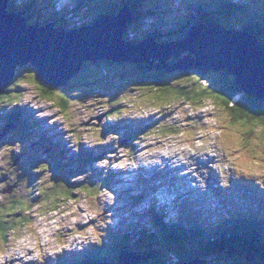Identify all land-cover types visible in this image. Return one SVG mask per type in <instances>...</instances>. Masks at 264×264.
<instances>
[{
    "label": "rangeland",
    "instance_id": "374dc122",
    "mask_svg": "<svg viewBox=\"0 0 264 264\" xmlns=\"http://www.w3.org/2000/svg\"><path fill=\"white\" fill-rule=\"evenodd\" d=\"M67 1L68 0H55V3L63 6L66 5ZM33 2L30 9L31 11H29L32 16L35 17L36 15V17L41 18L42 21L49 18V14H46L41 8L45 0H34ZM52 3L53 0H50L47 5L49 12L53 14L54 10L51 7ZM92 4L95 9L96 2ZM62 12L65 11L62 10L60 13ZM67 15L68 13L65 12V17ZM87 17V15L80 13L78 19H74L70 24L81 23L87 19ZM164 17L169 25H173V19L170 15H164ZM238 20L241 19L238 18ZM130 29L133 32L135 30L134 28ZM102 62L103 61H99L97 64H101ZM87 64H83L80 68V70L82 69L80 73L78 72L79 74L77 77L68 83L66 88L63 87L53 91L55 101H53V99H50V101L42 97L41 92L35 88L37 87L34 83L36 75L32 72L33 70L31 68L23 72L24 74H21L22 76L27 74L33 75V79L29 81L21 80V82L25 83L20 82L18 85L22 89V96L24 97L23 103L35 109L39 116L44 117L46 114L51 115L47 117L49 121L46 127L51 130L53 138H55L56 141L62 142L64 148H71L63 144V142L67 140H70L67 141L68 144L71 146L74 145L71 151H69L70 155L74 154L75 144H80L82 148H85L84 144L89 147L105 146L103 149L108 148L111 152L107 158L111 157L114 153H116L115 156L119 158H117V161L115 160L116 162L114 161L112 163H110L109 160L96 163V167L94 168L101 172L110 169L109 167H112L110 170L128 169L134 165V160H139L136 168L141 170L145 174V177L150 180L153 176H159L161 172H165L167 173L166 180L168 182L171 183L172 177H176L177 184L183 186L182 181L189 180V186L195 185L193 188L195 189L194 191H198L197 193L205 192L209 184L212 183V187H210L209 191H207V193L205 192V194H201L198 198L200 205L211 214H214V216H225L227 214L228 206L225 204L224 200L229 198L239 203L241 197L245 196L244 193H247L243 190L247 186L240 182L242 179L241 176H243L242 171L244 170L249 177L248 179L252 182L251 186L255 187V191L264 192V135L261 137L257 136L259 130L264 128V125L259 129L255 128L257 125H261V120H257L261 118L264 119V117L259 116L258 119L254 118V120L256 119L255 122L250 124L243 119L242 123H247L256 130L251 147H248L247 150L244 151L239 147L240 141H238V133L236 132L248 134L251 131L250 127L242 124L234 125L230 117L228 119L224 117V111L220 113V110H216L213 106L209 105L208 102L205 103L206 107L197 111L179 102H171L170 105L169 102L163 103L162 107V104H158L156 100L152 102L149 97L144 96L147 92L150 93L152 91V87H138L129 83L130 76L134 75L140 69L125 67L121 69V71H114L118 72L123 77H127L125 78L127 80L120 77L117 78L126 89L124 92H119L117 89L108 86L107 83L109 80L105 75L100 73L101 71L99 72V70H102L108 74V70L103 67L104 64L101 66V69L99 68L96 71L91 70L92 67H89L96 64L95 62H88ZM139 67L141 68V66ZM25 69L27 68H23V70ZM96 73H98L99 83L96 82L93 86L80 85L81 81L84 82L85 80L93 79L91 75H95ZM112 77L115 78L113 75ZM205 77L211 86L210 80L215 77H211L210 73ZM190 78L197 79L193 76ZM174 80L175 84H188L187 78H175ZM18 81L20 80L18 79ZM18 81H16V84ZM202 83L205 85V80ZM119 86L121 85H116L115 87ZM38 87L42 88L40 85H38ZM89 88L95 93L102 92L106 93L109 97L116 98L114 102L116 105H122L125 102L123 96H128L123 106L125 115L121 116L116 121L123 119L141 120L159 113H166L165 117L168 118L167 125L184 128L188 126V124L195 122L196 119H201V121L207 123L206 125L210 124V132L207 136L200 138L207 133L209 127H204L201 123H198L183 131L182 135L176 138L175 136L177 135L168 136L169 133H162V130L157 132V124L163 126V123L155 124L154 122L147 131L148 136L144 139L134 140L128 135L115 132L112 135H109V133L106 137L100 139L101 137L97 130L99 127H97L96 124L103 122V125L100 127L104 129L107 123L113 121L110 112L111 103L107 105L108 100L106 98L100 99L99 96L94 97L97 98L96 101H88L87 98L86 101L82 100L83 91ZM137 88L142 91L140 96ZM78 95H80V97H78ZM87 96L88 95L85 97ZM239 97L240 96H238L237 99H239ZM62 98L69 107L66 109L63 108L60 111L58 107L55 106V102L60 104L59 100ZM21 99L20 93L16 91V93H12L8 101L17 102ZM78 99H80V102H76ZM2 101L0 99V102ZM80 103H82V106L76 108V105ZM27 111L30 116L34 117L33 114L35 112L32 111V109H27ZM211 112H217L218 114L214 115ZM121 114H123L122 110ZM205 114L206 116L202 118ZM118 115L119 113L115 114V117ZM151 119L152 118H149L147 121H151ZM40 124L44 125L43 122ZM57 129L59 131H57ZM150 129L152 131L149 132ZM64 133L68 134V136H65ZM75 133L80 135L79 138H75ZM33 134L35 137H40L37 128L34 129ZM2 138L3 136L0 135V139ZM125 138H128V142L121 143V139ZM206 138L209 141H206ZM40 139L43 140L42 138ZM179 139L182 141L185 140V142H180ZM198 139L199 141L197 142ZM9 140L10 139L6 141ZM194 141L196 142L195 146L192 145ZM250 141L251 138L249 139V143ZM238 143L239 145L236 146ZM249 143L245 146H248ZM34 145L35 143L27 139V134L20 129L14 134V139L11 144L7 146L5 144L7 149H1L0 147V178L3 180L4 175L7 176V178L5 177V184L0 186V211L4 214L3 217L0 213V217L4 218L9 225L31 224L33 218V223L31 225H23L20 227L19 231L17 230L15 238H8L7 246H3V243L0 241V264H12L14 260L18 261V257L22 260L14 264H24L35 260H37L35 264H48L49 262L52 263V260L57 259L59 256L67 257L72 250L79 251L85 250L90 246H97V240L100 234L108 236L110 234H115V231L119 229L129 230V228L136 223L135 214L141 213L143 211L142 209L148 206L146 203L150 202L149 196H144L145 194L149 195V191H146L147 187L140 185L139 179L133 178V181L129 183L130 179L128 177L130 176L127 177L126 174H123L127 182L120 186L113 187V191H110V193L106 190H99L100 188L111 189L108 180L95 182L94 178H88L82 182V179L86 178V176H75V173L72 172H69V177L64 176L66 179L62 180V174H58L57 177L49 175L55 172V170H53V164H51L52 160H45V157L43 158L44 152L34 148ZM131 145L136 146L138 148L136 152L140 150V153L133 154L131 152ZM233 146L235 151L239 153L233 152L232 154H237L238 157H231V160L227 154L226 148L229 149ZM154 147L160 148L158 152L160 155H165L166 157L172 156L171 160H176L171 163L173 166H167L166 163L162 164L158 159L153 158L158 161L157 165L141 167L140 159H149L157 155L156 152L151 151ZM240 152H243V154L239 155ZM178 153H182L183 156ZM175 154L176 157L173 156ZM121 156L124 157L123 162H121ZM207 158H209V162L206 166L204 162L207 161ZM189 163L192 165L191 168L188 169L187 165ZM201 164L206 168L209 167L207 168L208 171L216 172L217 174L205 173L208 177L207 181L210 182L209 184L202 183L196 177L193 179V176L190 177L187 175L189 171L195 170L192 166H198L197 172L201 171ZM18 166L24 168L19 169ZM17 167L18 171L16 170ZM40 170H45L49 174ZM91 170L92 169H90V171L88 170L89 174H91ZM33 172H37L38 175L44 174L43 179L38 180ZM189 174L192 175L193 172ZM195 174L198 175L201 173ZM50 178H54V180H50ZM17 179L23 180V183L20 188L16 190L17 187L14 185ZM161 179L162 185L167 186L168 183L164 181L163 178ZM68 181H73L79 185L71 184ZM149 184L151 183L149 182L148 185ZM35 186L39 187L38 193H40V199L38 200L34 199ZM9 187L15 188L12 190L11 194H4L3 191L5 189L10 191ZM163 191L164 189H162V192ZM78 193H80V195H78V197L75 196ZM249 193H253V191L250 190ZM249 193H247L246 196H249ZM38 197L39 196H37V198ZM68 200H72V202H65ZM51 201L55 203L60 202L58 205L47 203ZM160 201L161 200H159V202ZM39 206L41 208H38ZM36 208L37 210L33 213ZM148 213H150L149 210ZM7 214L9 215L8 217L6 216ZM23 214L33 215L32 217H24ZM145 221L150 223V220L147 218ZM78 233L84 236L83 239L86 240V242L81 236H77L76 238ZM69 241H72V246L76 241L81 244L75 245L70 249L71 245ZM152 245L155 248L158 245V241L157 244H153V241H151V246ZM90 250L91 249L88 251ZM107 250H110V248L107 247ZM28 251L32 253L27 254ZM167 251L175 258L182 256L180 249L176 246L170 247ZM108 253L110 252L108 251ZM108 257L110 260V255H108ZM73 260L74 257H68L61 263L68 264ZM94 263L95 262L87 264ZM244 263L254 264L255 262L253 261L250 263L244 261Z\"/></svg>",
    "mask_w": 264,
    "mask_h": 264
},
{
    "label": "water",
    "instance_id": "95a60500",
    "mask_svg": "<svg viewBox=\"0 0 264 264\" xmlns=\"http://www.w3.org/2000/svg\"><path fill=\"white\" fill-rule=\"evenodd\" d=\"M7 2L0 0V95L13 83L18 67L30 65L41 83L55 89L77 74L85 60L102 58L140 64L148 71H164L167 75L174 70L227 71L241 93L255 100L264 99V46L252 36L208 29L199 30L176 45L144 43L129 49L122 43L123 29L116 18L103 19L97 29L95 24L91 26V33L86 31L81 37L72 38L64 30L38 31L27 26V18L6 13ZM172 58L176 61L172 62ZM203 78L206 79L204 75ZM141 262L128 259L119 264Z\"/></svg>",
    "mask_w": 264,
    "mask_h": 264
},
{
    "label": "trees",
    "instance_id": "16d2710c",
    "mask_svg": "<svg viewBox=\"0 0 264 264\" xmlns=\"http://www.w3.org/2000/svg\"><path fill=\"white\" fill-rule=\"evenodd\" d=\"M13 1L14 0H12L9 3L10 4L9 10L10 9L14 10V12L15 11H21V9L19 7H18V10H15ZM215 1L217 2V0H215ZM220 1H221V4L225 3L224 5L221 6V8L226 7L230 12L237 14L236 16L244 15V14H247V12H250L249 11L250 9L248 7H243L242 5H235L230 0H220ZM131 2L133 3L135 9L142 4V0H135V1H131ZM154 2L158 3L156 0H154ZM32 4L33 3H31V5ZM162 4H163V7L166 6V9L159 7L158 5H155V4H152V7L154 9H156L157 11L158 10L162 11L163 15H169V12L167 11V9H168L167 1L163 0ZM30 9H31V7H30ZM64 17H65V12L59 13V19H63ZM250 17L251 18H249L247 20V23L245 24V26L250 28L251 32L254 33L255 35H257L258 37H260V35L264 36V24L262 22V18L254 17V15L250 16ZM42 18L45 19L44 17H42ZM47 19H49V18H46V20ZM46 20H44V21H46ZM189 20H190V16L188 15L187 21H189ZM239 21L240 20H238V22ZM179 22L183 24L185 22V19L183 21L181 20ZM232 23H233V21H232ZM56 26L64 27V26H62V23L59 21L56 23ZM241 26H242V24H241ZM125 38L127 40V35ZM106 65L117 66V64H114V63H106ZM28 69H30V68H28ZM110 69H112V68H110ZM32 72L35 74V71H32ZM108 72H109V74H112L113 69L108 71ZM155 73L158 75L157 78L156 77L151 78L150 76L142 74L144 76V78H142V79L147 80V82H149L148 85H150L148 87H152V89L155 91L153 94H155V96L157 98L156 101H161L164 98H168V97L173 96V95L176 97H185V98L189 99L190 101H194L196 98H208V99L211 98V99L219 102L220 106L226 109L225 110L226 112H224V115L227 117V119L230 117L231 121L234 123V125H238L240 122L243 121V119H245L250 124V123L255 122V120L258 119L259 116L264 117V100H257V99L255 100V99L249 98L247 95H244L236 104H234V105L231 104L234 100V97L236 95L240 94L241 91L236 84L235 78L233 76H230L229 72H225V73L220 74V75L225 74V77L222 78L219 76V79L221 78L220 79L221 81L216 83L217 88L214 89L213 92H211L212 89H210V88H209L210 89L209 91H206L207 90L206 87H199V89H198V86H196V85L191 87L190 89H186L188 87H185V88L177 87L176 88L177 84L175 85V87H173L172 85L167 86V83L165 81L166 76L164 74V71L155 72ZM199 73H202V72H199ZM208 74L209 73L204 72V74H202V75L206 76ZM32 77H33V75H30V78H32ZM21 78H23V77H21ZM123 78H127V77H123ZM125 80H127V79H125ZM13 81L14 82L18 81V77L16 76ZM34 82H36V85H37V83H38L37 79H35ZM137 82L138 81L135 79H132V80L129 79L130 84H134L137 86V84H135ZM15 86H16V84H15ZM15 88L19 89L18 86H16ZM43 89L46 91L44 94V97L46 99H51L53 97L52 93H53L54 89H52V88H48V89L43 88ZM8 96L9 95H7V94L1 95V97H0L1 101L4 99H7ZM88 97L89 96H87L86 98L88 99ZM59 103L60 104H58V106L62 107L65 105L66 102L62 98L61 100H59ZM249 117H251V119H249ZM254 118H256V119L254 120ZM257 121H260L261 125H264V119L261 118ZM7 122H9V121H7ZM261 125H257L255 128H260V127H262ZM254 130L255 129H253L250 132V134H252V132ZM180 131H181L180 128L173 127L174 134L179 133ZM251 137L252 136L247 134L245 136V138L243 139V141H244L243 143L245 145H247L249 143V139ZM0 180H1V178H0ZM39 195H40V193H39ZM247 215L251 216L250 214H247ZM6 216H9V215L7 214ZM259 218L261 219V217H259ZM0 219H1L0 220V237L3 238L4 240L7 239L8 233L10 231H13V230L17 231L18 229L20 230V227L22 226V224H10L9 225L4 220V218L0 217ZM236 219H238V218H236ZM236 219H234L233 217H231L230 219L223 218L222 226L227 227V226H229V224H231L232 226H235L237 224L235 221ZM240 220L241 221H239V222H245L244 219H240ZM194 227H195V225H191V226L189 225L187 229H191ZM175 234L177 235L178 232H176ZM247 234L248 233L243 234V235L245 236ZM127 238H129V236H127ZM234 241H236V243L237 242L239 243L242 240L239 239V240H234ZM218 244H220V243H218ZM104 249H106V248H104ZM255 249H256V246H255ZM191 251H193V250H191ZM206 251H209V250H206ZM223 251L224 250H222L218 247H213L211 249V251H209L210 253H208V254H210L209 256H212L213 259H216L217 254L222 252L221 256L219 257L220 260H218V258H217L218 264H249V263H244V261H242V259H238L237 257L225 256ZM255 254L258 257H257L256 262L254 264H264V257L260 256L259 253H257V252ZM261 254H264V248H261ZM258 258H260V259H258ZM213 259H211L210 261L212 262ZM78 261H80V264H85L87 262V259H85V256H82L81 259ZM147 261H148V263L151 262L150 259H148ZM151 263L154 264L153 261Z\"/></svg>",
    "mask_w": 264,
    "mask_h": 264
},
{
    "label": "bare ground",
    "instance_id": "6f19581e",
    "mask_svg": "<svg viewBox=\"0 0 264 264\" xmlns=\"http://www.w3.org/2000/svg\"><path fill=\"white\" fill-rule=\"evenodd\" d=\"M93 2H96L95 0H92V2L91 3H93ZM98 2V1H97ZM96 2V7H98V3ZM32 3H34V2H32ZM32 6V5H31ZM95 7V8H96ZM21 11H15V13L16 14H18V15H21V13H20ZM35 13V12H34ZM35 17H36V15H35ZM113 17V16H112ZM173 24H174V22H173ZM58 25V24H57ZM25 27V26H24ZM42 29H53V30H64V31H66V29H64V27H58V26H56V25H54L53 27H47V28H42ZM123 31V30H122ZM237 33H238V31H236ZM149 39V38H148ZM80 72V71H79ZM222 112V111H221ZM36 113V112H35ZM224 117L225 118H227L225 115H224ZM7 121H9V124H13V121L12 120H7ZM43 139V138H42ZM65 146V145H64ZM70 148V147H69ZM71 149V148H70ZM222 150V149H221ZM230 150V149H229ZM226 157V156H225ZM208 162H209V158H207V161H205L204 162V164H206V166H207V164H208ZM207 168H209V167H207ZM182 171V170H181ZM191 173V172H190ZM189 174V173H188ZM236 199V198H235ZM150 218L152 219V217L150 216ZM75 241V240H74ZM116 246L117 247H119V244H118V241H116ZM151 248H154L153 247V245L151 246ZM109 252H110V250H108ZM32 252L31 251H28V253L27 254H31ZM22 259L20 258V257H18V261L17 260H14L13 262H12V264H14L15 262H20ZM109 260V259H108ZM32 262V264H35V263H37V260H35V261H31ZM24 264H28V263H24ZM209 264V263H208Z\"/></svg>",
    "mask_w": 264,
    "mask_h": 264
},
{
    "label": "snow or ice",
    "instance_id": "6c2138e0",
    "mask_svg": "<svg viewBox=\"0 0 264 264\" xmlns=\"http://www.w3.org/2000/svg\"><path fill=\"white\" fill-rule=\"evenodd\" d=\"M249 119H251V117H249Z\"/></svg>",
    "mask_w": 264,
    "mask_h": 264
}]
</instances>
